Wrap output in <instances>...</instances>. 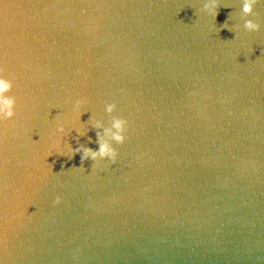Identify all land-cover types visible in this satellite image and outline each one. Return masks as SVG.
I'll use <instances>...</instances> for the list:
<instances>
[{"label":"water","instance_id":"obj_1","mask_svg":"<svg viewBox=\"0 0 264 264\" xmlns=\"http://www.w3.org/2000/svg\"><path fill=\"white\" fill-rule=\"evenodd\" d=\"M0 66L4 264H264V54L0 0ZM81 97L82 123L110 125L107 103L129 121L115 164L56 153ZM65 139L99 149L95 129Z\"/></svg>","mask_w":264,"mask_h":264},{"label":"clouds","instance_id":"obj_2","mask_svg":"<svg viewBox=\"0 0 264 264\" xmlns=\"http://www.w3.org/2000/svg\"><path fill=\"white\" fill-rule=\"evenodd\" d=\"M241 4L242 8L240 14L244 21L243 28L249 33L259 32L261 30V24L256 22L255 19H250L249 17L256 15L257 5L264 4V0H241ZM220 7V0H202V8L200 9V12L207 14L215 20L219 15ZM231 16L232 14H230L229 19ZM221 27L233 31L227 22L221 25ZM13 88V79L8 78L5 75V69L0 66V125L15 120L17 116V98L14 95H11ZM88 104L89 101L86 97H81L75 100L72 105V112L75 114V122H72L71 124H66L65 118L62 115H57L55 117L53 135L58 138L57 146L59 150L56 153L62 156H67L69 159L74 158L76 154H80L81 164L83 165L85 161L91 159L94 162L92 166V169L94 170L99 161H108L112 164L117 162L119 152L114 147V144L122 145L126 142L129 121L113 115L117 111L118 105L116 103H107L104 107V111L111 117L110 125L106 126L104 121L98 119L93 113L88 121L82 123L81 116L84 113L89 112ZM92 129L96 130V136L98 138L97 142L99 144L98 150H94L84 144H80L79 147L73 148L65 139L73 130L78 134V137H84L87 136L88 132ZM88 139L89 142H91V137H88ZM52 155V153L48 154L46 162ZM76 169L84 168L80 167ZM62 203L63 198L59 195L56 196L54 205L59 206ZM32 206L34 205H30L25 211L28 212V209ZM34 213L35 212H32L30 214ZM29 218H31V215ZM0 264H4L2 258H0Z\"/></svg>","mask_w":264,"mask_h":264}]
</instances>
